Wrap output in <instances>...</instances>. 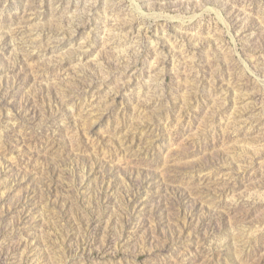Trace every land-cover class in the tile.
<instances>
[{
    "label": "rangeland",
    "instance_id": "374dc122",
    "mask_svg": "<svg viewBox=\"0 0 264 264\" xmlns=\"http://www.w3.org/2000/svg\"><path fill=\"white\" fill-rule=\"evenodd\" d=\"M0 264H264V0H0Z\"/></svg>",
    "mask_w": 264,
    "mask_h": 264
}]
</instances>
